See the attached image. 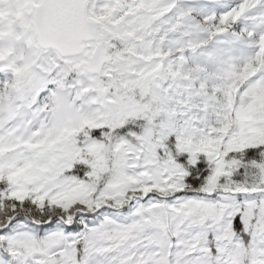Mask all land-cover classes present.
<instances>
[{
	"label": "snow or ice",
	"instance_id": "6c2138e0",
	"mask_svg": "<svg viewBox=\"0 0 264 264\" xmlns=\"http://www.w3.org/2000/svg\"><path fill=\"white\" fill-rule=\"evenodd\" d=\"M0 264H264V0H0Z\"/></svg>",
	"mask_w": 264,
	"mask_h": 264
}]
</instances>
